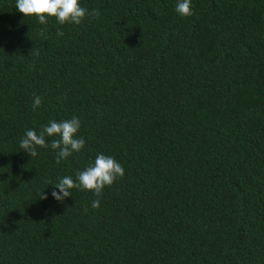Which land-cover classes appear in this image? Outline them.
Listing matches in <instances>:
<instances>
[{
  "label": "trees",
  "instance_id": "1",
  "mask_svg": "<svg viewBox=\"0 0 264 264\" xmlns=\"http://www.w3.org/2000/svg\"><path fill=\"white\" fill-rule=\"evenodd\" d=\"M177 3L80 0L100 17L42 25L0 0V264H264V0ZM73 116L82 151L20 149ZM97 154L125 169L100 208L56 201Z\"/></svg>",
  "mask_w": 264,
  "mask_h": 264
},
{
  "label": "clouds",
  "instance_id": "2",
  "mask_svg": "<svg viewBox=\"0 0 264 264\" xmlns=\"http://www.w3.org/2000/svg\"><path fill=\"white\" fill-rule=\"evenodd\" d=\"M191 4L192 0H178L175 8L176 13L181 17L192 15ZM15 7L24 17H35L42 25L46 24L49 18H55L60 25H80L86 17L93 19L100 17L98 9L89 12L80 6V0H16ZM63 35V31H57V36ZM42 103V97L34 94L32 110L35 111L41 107ZM80 128L81 120L77 116L61 122L51 120L41 128L39 134L33 129L27 130L19 142V147L32 158L38 155L37 147H50L55 152V159L59 164L62 160L67 159L73 153L82 151L85 147V138L77 136ZM46 136L53 138L51 143L46 141ZM124 175L125 169L114 157L97 154L94 163L87 166L85 170L76 173L75 181L71 176L60 178L54 184L51 195L56 201L62 203L66 198L72 196L71 190L73 188L92 192L97 199L92 201L91 207L98 209L100 208L99 197L105 187H111L117 179H122ZM40 199L46 200L48 197L43 192Z\"/></svg>",
  "mask_w": 264,
  "mask_h": 264
}]
</instances>
